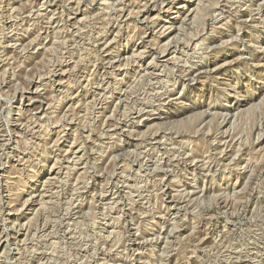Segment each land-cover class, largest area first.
<instances>
[{
    "label": "rangeland",
    "instance_id": "374dc122",
    "mask_svg": "<svg viewBox=\"0 0 264 264\" xmlns=\"http://www.w3.org/2000/svg\"><path fill=\"white\" fill-rule=\"evenodd\" d=\"M0 264H264V0H0Z\"/></svg>",
    "mask_w": 264,
    "mask_h": 264
},
{
    "label": "bare ground",
    "instance_id": "6f19581e",
    "mask_svg": "<svg viewBox=\"0 0 264 264\" xmlns=\"http://www.w3.org/2000/svg\"><path fill=\"white\" fill-rule=\"evenodd\" d=\"M196 15V14H195ZM194 20V19H193ZM144 21V20H143ZM175 37V36H174ZM176 38V37H175ZM59 82V81H58ZM46 182V181H45Z\"/></svg>",
    "mask_w": 264,
    "mask_h": 264
}]
</instances>
